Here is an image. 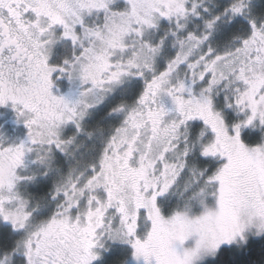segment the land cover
I'll return each mask as SVG.
<instances>
[{"label": "snow or ice", "instance_id": "1", "mask_svg": "<svg viewBox=\"0 0 264 264\" xmlns=\"http://www.w3.org/2000/svg\"><path fill=\"white\" fill-rule=\"evenodd\" d=\"M0 264H264V0H0Z\"/></svg>", "mask_w": 264, "mask_h": 264}]
</instances>
